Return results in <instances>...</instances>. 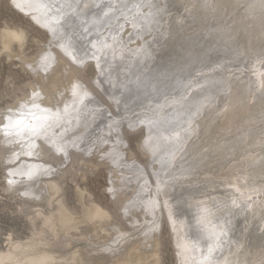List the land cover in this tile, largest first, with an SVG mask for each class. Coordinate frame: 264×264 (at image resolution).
Instances as JSON below:
<instances>
[{
  "label": "bare ground",
  "instance_id": "bare-ground-1",
  "mask_svg": "<svg viewBox=\"0 0 264 264\" xmlns=\"http://www.w3.org/2000/svg\"><path fill=\"white\" fill-rule=\"evenodd\" d=\"M156 1L14 0L59 55L38 45L23 60L36 82L0 110L20 122L10 133L0 123V155L32 224L26 241L9 236L0 264H161V216L180 264H217L218 253L224 264H264V0ZM1 37L8 56H28L23 26ZM122 126L144 127L147 163L119 147ZM42 127L46 136L33 134ZM94 147L96 161L86 157ZM101 164L111 205L77 179ZM49 168L57 175L29 176Z\"/></svg>",
  "mask_w": 264,
  "mask_h": 264
},
{
  "label": "rangeland",
  "instance_id": "rangeland-1",
  "mask_svg": "<svg viewBox=\"0 0 264 264\" xmlns=\"http://www.w3.org/2000/svg\"><path fill=\"white\" fill-rule=\"evenodd\" d=\"M7 25L19 26V27L23 26V28L27 30L28 38H27V42L25 43L26 45H24V50L26 52L25 54H27L28 56L23 55V54H22L23 57L16 56L15 55L16 51L11 52L13 53V55L8 56L6 52H4V50L1 49L2 48L1 34L3 32V28ZM127 29H125L124 31H127ZM49 34H50V31L38 25L28 14H26L25 12H22L19 8H17L14 4V0H0V50H1L0 51V110H3L9 104L14 103L17 96L22 95L23 93L28 91L30 88L29 83L34 82V81L36 82V77L34 75L35 71H33L32 69L35 70L37 68H35L34 66L32 67V65H31L32 68H30L29 66L24 64V61H29L30 60L29 58H31L30 56L36 53L39 50V47L41 45H46V46L49 45L51 50L54 51V54L59 55V53L55 51L56 46L50 43L51 38ZM122 34H124V32ZM127 37L128 35L126 36V38ZM138 40H140V38ZM133 43H136V40ZM14 46L18 48L17 43H15ZM124 55L127 60L130 59L132 56V54L131 53L129 54L126 50H124ZM124 55L121 59H124ZM127 57H130V58H127ZM111 60L113 61L112 58ZM147 60H148V57L144 59L143 65L142 63L140 64L141 68L147 63ZM94 65L95 64L93 62H90L89 65L84 69L83 74L86 80L88 79L93 80V77L96 75V71H95L96 66ZM36 72L38 73V71ZM82 81L84 80L82 79ZM138 81L140 80L138 79ZM154 81L156 82V80ZM85 84H89V82L86 81ZM183 84L184 83L182 81H178L175 83L174 89H170V88L162 89L161 92L159 91L153 97L155 100L156 99L158 100V98L160 99L162 96H165V94L167 93H169L168 95H171V94L174 95L175 92L179 91L180 87ZM132 91L124 88V92H127V93L129 92L131 94ZM156 91L157 90H155V92ZM141 92L142 90L140 91V93ZM146 95L143 94L142 96L140 95L139 96L143 98ZM174 98L177 99L176 97ZM174 98H172L171 101H173ZM138 101H140V98H138ZM171 106H173L172 103H171ZM171 106H169L168 109ZM176 110L177 109H174L173 112ZM183 118H184V114H182V119ZM163 125L169 126L168 123H163L161 126ZM169 127L174 129L173 130L174 132L176 131L175 134H177V128H181L183 131H185L182 126L177 127L176 122L174 123V125L170 124ZM141 128L144 129V127L142 126ZM143 129H138L136 131H129L130 129L128 130V128H124V126H122L120 128V132H121V137H122L121 139L123 143L120 142L121 144L119 147L127 151L125 152L126 155L133 156L132 159L134 161L140 158L139 159L140 161L142 160L143 162L147 163L146 157L142 154L141 149H140L141 147L140 145L144 138ZM162 129H164V127H162ZM171 134L173 133L171 132ZM178 135L180 136L181 133H178ZM161 140H163L162 137H161ZM124 143L125 145L123 146L122 144ZM96 150H97L96 147L92 148L91 149L92 154H89L88 155L89 157L88 156L86 157L94 161H96L97 158L100 159L102 157V153L101 154L100 152L97 153L95 152ZM78 154L80 153L78 152ZM80 155L83 156L84 154H80ZM2 157L3 156L0 155V250L3 251L4 249L6 250L8 248L7 246L8 238L10 235L17 240L22 238L21 240L26 241L27 237L31 235L32 224L30 220L28 219L26 212H24L19 205L22 198H24V196L21 195L22 197L21 198L19 195H17L13 191H9L7 189L8 187L6 186V184L8 183H6L5 175L6 173H8V169H6V167L8 166V162H6ZM63 159L64 161L66 160V158H63ZM68 160L70 161V158H68ZM69 161L66 163V165L69 164ZM88 165L91 166V168L92 167L94 168L92 164L88 163ZM109 172H110L109 167L107 165L101 164L97 168H95L94 173H90L87 176V178H85V180H81L80 177L77 178L80 184H86L87 188H89L93 192L94 197L98 198L105 205L107 204L111 205L112 204L111 201L113 200V198L110 196V190H109V187L111 184L110 183V177H111L110 173L111 172L110 173ZM75 185L76 183H74L72 179H69L67 184L65 185L67 201L71 205L76 203L77 196L75 194ZM165 220H167L165 216L160 217V222H161L160 223V226H161L160 236H161V241H162V253H163V260L161 264H180L179 260L177 259V253H175V249L171 241V236H170L171 234H170L169 226L168 224H166L167 221ZM219 257H220V254L219 253L216 254L217 264H224L223 261L218 260ZM91 264L93 263L91 262Z\"/></svg>",
  "mask_w": 264,
  "mask_h": 264
},
{
  "label": "snow or ice",
  "instance_id": "snow-or-ice-1",
  "mask_svg": "<svg viewBox=\"0 0 264 264\" xmlns=\"http://www.w3.org/2000/svg\"><path fill=\"white\" fill-rule=\"evenodd\" d=\"M15 6L17 8L24 7L23 4L18 3V2L15 3ZM41 63H43V61H41ZM79 89H80L79 85L74 86V89H73L74 95L78 94ZM38 95H39V93H36V92L33 93V96H38ZM85 95H86V93H85ZM197 111H198V108H197ZM193 115H194V113H193ZM0 123L3 124V130L5 131V133H10L11 131H14V130H16L18 128V125H19L20 122L19 121H13L11 119V113H9L7 123H4L2 120H0ZM32 131H33L34 135H45L46 136V133H47V129L43 128V127L40 130H35L34 129ZM65 147L66 146H58V147L54 146V151L63 152V151H65ZM55 161L56 160H55V157H54V154H53L52 163H56ZM37 173H40V174L50 173L53 176L57 175V172L55 170H53L52 168H49V169H44V170H39L38 169L37 172H29V176L31 177L32 175H35ZM9 183H12V181H9Z\"/></svg>",
  "mask_w": 264,
  "mask_h": 264
}]
</instances>
